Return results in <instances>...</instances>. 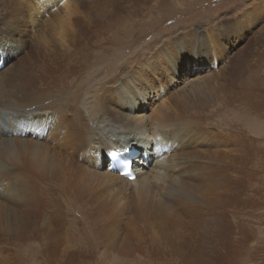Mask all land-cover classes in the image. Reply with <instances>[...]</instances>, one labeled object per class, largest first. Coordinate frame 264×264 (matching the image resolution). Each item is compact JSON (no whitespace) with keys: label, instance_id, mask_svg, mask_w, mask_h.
<instances>
[{"label":"bare ground","instance_id":"1","mask_svg":"<svg viewBox=\"0 0 264 264\" xmlns=\"http://www.w3.org/2000/svg\"><path fill=\"white\" fill-rule=\"evenodd\" d=\"M248 5L252 23L235 10L129 46L130 32L124 44L103 39L159 1L0 0V243L9 264H105L113 255L140 264L138 248L152 258L154 235L170 228L195 243L209 226L200 211L230 173L238 185L219 199L238 219L223 213L215 235L220 264H234L231 242L253 233L243 206L259 217L264 161V50L248 45L264 34V0ZM144 101L149 111H134ZM131 147L139 153L128 158ZM110 156L129 159L134 181L109 169ZM129 203L133 220L109 250L105 235L118 232L113 219Z\"/></svg>","mask_w":264,"mask_h":264},{"label":"rangeland","instance_id":"2","mask_svg":"<svg viewBox=\"0 0 264 264\" xmlns=\"http://www.w3.org/2000/svg\"><path fill=\"white\" fill-rule=\"evenodd\" d=\"M157 1H159V6H157V8L146 7L143 8V10L141 9L138 10L134 16V19H137L136 21H132L131 19L129 20L128 18L129 15L126 16V18L124 19L126 20V23L123 24L121 27H116L112 31H109L110 32L108 33L109 35L106 34L107 36H105V39H103V44L112 43V42H114L115 44L123 43L121 41L122 37H125V34H128L130 32L132 37L126 39L125 41L126 44L129 46L130 45L133 46V44L140 45L143 42H145L147 39L152 37L154 34H157V32L159 31L163 33L168 32L171 30V27L172 28L177 27L179 29L194 27L197 23L202 21L203 18H206L207 16L216 17L218 15H222L227 12L228 14L231 13L234 14L235 10H237V14L241 13L243 10L246 12L245 23L247 24V22L250 21L249 19L251 17L250 16L251 10L249 11L244 7L245 6L247 7V5L251 4V2L254 0H157ZM250 23H252V21H250ZM263 23L264 21L260 25H258V28ZM249 27H252V25H250ZM248 32L249 33L246 34L247 39H249V37L252 35V33H250V30ZM255 33L253 34V36H251L252 40L250 39L249 41L250 43L248 45L250 46V48L254 47V49H256L260 47V50L262 49L264 50V44H263L264 37H262L264 36V34L262 33L259 34L258 32ZM247 39L244 41L245 43ZM261 40L263 41L261 42ZM244 42L243 45H245ZM259 42H261L262 47L259 46ZM263 68L264 65L262 66V69ZM160 85L161 84L158 82L156 90H153V92L150 93V96H153L154 99H155V95L159 92ZM174 85H176V82L174 83ZM262 88L264 92V81ZM168 90L169 89H166V95L168 93ZM139 110L143 111V113L148 112L149 103L144 101L140 106H136L134 108V111H139ZM135 138L138 137H134L133 140H135ZM141 138L146 140V138L144 137ZM128 140L129 138L126 139V141ZM90 154H92L91 158L93 160V158L95 157V153L91 151ZM82 163H85V161H82ZM106 165H107V160H106ZM100 167L101 169H103V165L99 166L98 168L99 170ZM260 167H261L260 170L261 185L256 186V187L259 186L258 189L260 190V202H259L260 209L258 210V214L260 218L258 217L257 219L254 217L255 213H253V209L250 210L247 204L243 206V209L245 210L244 213H246L245 216L247 223H244L242 219L239 220L243 221L244 230L250 226L253 233L251 234L252 236L251 235L247 236V234H245V237H241L244 238L241 241L240 238L239 240L235 239L236 241L234 240L233 243L231 242L232 247L229 249V254L231 252V253H235L236 255L235 259L233 260L234 264H264V161L262 160H260ZM230 175L231 177L230 180L228 181H224L223 179L219 180V184L214 193L212 205L208 208L203 207L202 210L200 211L199 215L203 218L208 219L209 226L206 229L200 227L196 230L195 237L197 238L198 234L201 235L197 239V242L196 241L195 243L191 242L187 237L185 238L188 239L189 241L184 239L183 229L176 230L175 228H170L167 231H165L166 236H162L157 233L154 235L155 244L152 245L150 248L152 258L146 257L144 255L142 257L143 251L146 248L145 246L142 245L141 248H138V250H140L142 253V254H137V251L135 252L137 255L138 262L140 264H151L152 262L153 264H157L156 262H158L159 264H220L221 260L217 258H218V253L223 252L224 244L221 241H219L215 235V232L218 230L220 226V219L223 213H225L227 219L230 221L238 219L235 215L231 213L229 207L223 205L222 201L219 199V196L222 193H230L231 191L233 192V190L238 185V180L237 182L235 181V176L232 175L231 173ZM146 176L148 177V174H146ZM249 193H251V188L246 187L245 191L243 192V197H249ZM128 206H129L128 208H125L123 210L124 212L123 215L120 216V219L118 218L113 219L114 230L118 232L113 233L109 231V236H107L108 234L105 235L106 242L108 244L107 248L109 250L114 246L119 247V244L122 239V235L118 236V233H121L120 232L121 229L124 228V222L126 221V218L128 219L131 217V220H133L132 215L135 214L133 212L134 209L136 208V204L129 203ZM117 227L119 229H117ZM135 234L139 238H145V239L151 238L149 234L143 233L141 231H136ZM2 244L3 243H0V252H1L0 264H9V260H11L10 259L11 253L7 251L8 248L3 247L5 244L3 245ZM187 245L190 246L191 248L190 247L188 248ZM203 249L209 250L207 251L208 254L206 257L201 256L199 254V250H203ZM129 258L130 257L126 259ZM114 259L116 260L115 256L113 255L111 256V258H108L105 261V264H118V262L121 263L122 261H124V264H137L136 258L134 259L132 258L126 261L124 258L120 257V259H118V262L115 261Z\"/></svg>","mask_w":264,"mask_h":264},{"label":"snow or ice","instance_id":"3","mask_svg":"<svg viewBox=\"0 0 264 264\" xmlns=\"http://www.w3.org/2000/svg\"><path fill=\"white\" fill-rule=\"evenodd\" d=\"M127 175V174H126Z\"/></svg>","mask_w":264,"mask_h":264}]
</instances>
